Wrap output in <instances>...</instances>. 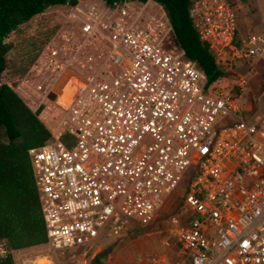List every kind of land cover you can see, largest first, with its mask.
Masks as SVG:
<instances>
[{
    "label": "built area",
    "instance_id": "2783aa9c",
    "mask_svg": "<svg viewBox=\"0 0 264 264\" xmlns=\"http://www.w3.org/2000/svg\"><path fill=\"white\" fill-rule=\"evenodd\" d=\"M189 14L236 93L209 83L155 0H80L8 83L51 133L29 150L47 233L35 264H90L183 184L176 260L142 264H264V90L252 107L236 65L264 60V28L242 35L231 0H191ZM6 245L2 257L33 248Z\"/></svg>",
    "mask_w": 264,
    "mask_h": 264
},
{
    "label": "trees",
    "instance_id": "16d2710c",
    "mask_svg": "<svg viewBox=\"0 0 264 264\" xmlns=\"http://www.w3.org/2000/svg\"><path fill=\"white\" fill-rule=\"evenodd\" d=\"M80 0H0V240L12 249H23L47 241L45 222L36 188L29 150L51 138L45 123L1 76L7 68V54L12 48L8 36L33 17L52 6H75ZM114 4L120 0H106ZM147 1V0H140ZM164 6L172 22L179 44L188 57L197 61L209 83L227 76L217 58L193 26L189 7L191 0H155ZM103 250L92 261L102 264L109 254ZM0 264H16L11 253L0 257Z\"/></svg>",
    "mask_w": 264,
    "mask_h": 264
},
{
    "label": "rangeland",
    "instance_id": "374dc122",
    "mask_svg": "<svg viewBox=\"0 0 264 264\" xmlns=\"http://www.w3.org/2000/svg\"><path fill=\"white\" fill-rule=\"evenodd\" d=\"M231 2L236 10L242 35L264 28V0H231ZM70 8V5L52 6L8 36L6 42L11 43L12 48L7 54V68L1 76L3 83H15L26 73L43 45L64 25V15ZM236 65L237 69L247 76L252 87V90L245 93V98L249 99L252 107L257 108L258 98L264 90V60L257 59L251 64L237 63ZM233 81L231 73H227V76L220 79L218 84L236 93V90L232 88ZM0 138L6 140V134L0 132ZM186 188L187 185L183 184L171 195L157 219L149 226L138 228L119 238L106 239L101 250L96 252L93 258H91L92 253H89L87 257L89 263L92 264L93 259L105 249H110V251L107 256L102 257V264H142L143 259L148 256L175 261L178 250L176 242L171 240L170 245L166 242L170 235L171 216L177 213L182 205ZM3 241L0 240V242ZM5 241L6 247L13 250L9 242ZM46 249L45 246L33 247L21 253L16 251L11 254L16 264H23V260L28 264H35L34 261L38 259V256L45 254ZM24 255L28 257L25 259ZM58 260L62 262L61 264H75L76 262L69 255H58Z\"/></svg>",
    "mask_w": 264,
    "mask_h": 264
},
{
    "label": "crops",
    "instance_id": "0c3cea01",
    "mask_svg": "<svg viewBox=\"0 0 264 264\" xmlns=\"http://www.w3.org/2000/svg\"><path fill=\"white\" fill-rule=\"evenodd\" d=\"M58 6H61V5H58Z\"/></svg>",
    "mask_w": 264,
    "mask_h": 264
}]
</instances>
